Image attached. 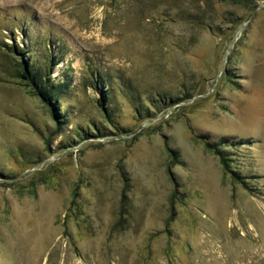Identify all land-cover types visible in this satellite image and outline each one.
Instances as JSON below:
<instances>
[{
  "label": "rangeland",
  "instance_id": "1",
  "mask_svg": "<svg viewBox=\"0 0 264 264\" xmlns=\"http://www.w3.org/2000/svg\"><path fill=\"white\" fill-rule=\"evenodd\" d=\"M28 37L63 117L12 74ZM0 264H264V0H0Z\"/></svg>",
  "mask_w": 264,
  "mask_h": 264
},
{
  "label": "trees",
  "instance_id": "2",
  "mask_svg": "<svg viewBox=\"0 0 264 264\" xmlns=\"http://www.w3.org/2000/svg\"><path fill=\"white\" fill-rule=\"evenodd\" d=\"M26 30L30 31L31 28L27 27ZM22 31H24V29ZM28 39L29 45H25L22 42V45H20L21 47L18 45L10 47L3 44L4 47H8L7 49L10 50L12 58L10 62L12 66L11 69L13 71L12 74H14L17 79L22 80L26 87L29 88L31 92L45 104L54 119H57L60 116L63 117L60 101L64 100V96L68 95L70 83L66 81L57 82L51 77L54 67L59 63V61H62V59L59 60L58 58H54L51 53L49 56L50 58L45 59L43 63L39 62L38 59L32 56L33 53L31 52V46L35 39H32L31 37H28ZM52 39L47 40V46H50L52 42L54 43L55 40ZM87 69L89 70V82L87 83H89L93 90L100 94V98L97 100V105L103 114L105 113V117L108 118L110 117V110H108L109 106L106 107L105 103H110V96H108V94L111 93V88L109 87V84L107 89L104 90V86L111 81V76L107 71L99 70L96 66L92 67L87 65ZM175 102H177L176 99H170V102H167L164 105L169 107ZM131 103L134 104L133 102ZM148 109L151 111H147V114L153 115L154 113L152 112V109L158 110L159 107L157 105L150 104ZM91 130L95 133H87L84 136H90L92 138L94 135L99 134V131L94 126ZM201 140L204 145V149L219 159L224 172L228 173L234 180L245 186L246 181L243 180V176L240 175V173L231 168V160L228 157V154H226L225 149H223L229 147V139L221 138L218 142L214 143L206 141L203 137H201Z\"/></svg>",
  "mask_w": 264,
  "mask_h": 264
}]
</instances>
